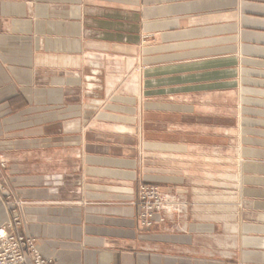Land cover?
<instances>
[{
    "label": "crops",
    "instance_id": "0c3cea01",
    "mask_svg": "<svg viewBox=\"0 0 264 264\" xmlns=\"http://www.w3.org/2000/svg\"><path fill=\"white\" fill-rule=\"evenodd\" d=\"M0 151L53 264H264V0H0Z\"/></svg>",
    "mask_w": 264,
    "mask_h": 264
},
{
    "label": "built area",
    "instance_id": "2783aa9c",
    "mask_svg": "<svg viewBox=\"0 0 264 264\" xmlns=\"http://www.w3.org/2000/svg\"><path fill=\"white\" fill-rule=\"evenodd\" d=\"M152 198H155L154 203L150 201ZM167 204L168 200L164 201L159 197L154 188L144 190L137 206L139 228L150 227L153 223L162 222L163 218L159 211L167 210ZM0 264H53V261L50 257L41 255L34 237L0 224Z\"/></svg>",
    "mask_w": 264,
    "mask_h": 264
},
{
    "label": "rangeland",
    "instance_id": "374dc122",
    "mask_svg": "<svg viewBox=\"0 0 264 264\" xmlns=\"http://www.w3.org/2000/svg\"><path fill=\"white\" fill-rule=\"evenodd\" d=\"M208 142H209V140H208ZM209 150L210 149L203 148V151H207L208 154L210 152ZM219 150L223 151V153H222L223 155L225 154L224 149H219ZM143 152H144V148H142V147H139V149H136V155L144 163V160L146 158L144 157ZM258 155L264 157V153H261ZM218 160L220 162L219 164H217V170H218L219 174L225 173L227 171L228 172L233 171L234 174L237 172L239 173V165L237 164L238 159L236 157L234 158V164H229V163L227 164L225 162V157L219 156ZM214 166H216V165H214ZM214 166H210V164L206 163L202 166V168H203V170H207V171H210V170L215 171ZM232 167H233V169H232ZM7 171H8V173H7ZM9 172H12V168L8 164L7 159L2 155V152L0 151V204H1V207H2L4 214H5V220L1 224H5L9 229H13L14 231H17L19 233H23L19 229H20V226L23 224L21 207L24 205V200L17 194V191L15 190L13 185L11 183H9L7 178L6 179L4 178L3 175H9ZM150 188H154L158 192L159 197L163 198L164 201L168 200V198H166L167 195H171L169 192L162 190L160 187H158L155 184H151L149 182L141 181V182H139V184L137 186V198H136V202H135L137 206H138V202L140 200L141 193H143L144 190L150 189ZM175 190H176V188H175ZM154 199L155 198H152L150 201L154 203L155 202ZM164 210L159 211L162 218H163L162 214H163ZM137 215H138V213H137ZM158 223H161V222L153 223L149 228L154 227ZM23 234H26V233H23ZM26 235L34 237L30 234H26Z\"/></svg>",
    "mask_w": 264,
    "mask_h": 264
}]
</instances>
